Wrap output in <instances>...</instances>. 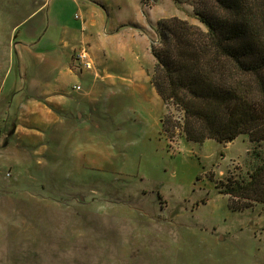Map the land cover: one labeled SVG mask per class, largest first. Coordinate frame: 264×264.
<instances>
[{"label": "rangeland", "instance_id": "1", "mask_svg": "<svg viewBox=\"0 0 264 264\" xmlns=\"http://www.w3.org/2000/svg\"><path fill=\"white\" fill-rule=\"evenodd\" d=\"M173 16L204 28L176 0H0V264H264V205L218 188L248 135L161 132L151 44Z\"/></svg>", "mask_w": 264, "mask_h": 264}, {"label": "trees", "instance_id": "2", "mask_svg": "<svg viewBox=\"0 0 264 264\" xmlns=\"http://www.w3.org/2000/svg\"><path fill=\"white\" fill-rule=\"evenodd\" d=\"M176 1L204 28L175 16L156 22L150 83L165 107L161 132L223 144L247 134L244 170L228 172L218 188L233 210L264 205V0Z\"/></svg>", "mask_w": 264, "mask_h": 264}, {"label": "built area", "instance_id": "3", "mask_svg": "<svg viewBox=\"0 0 264 264\" xmlns=\"http://www.w3.org/2000/svg\"><path fill=\"white\" fill-rule=\"evenodd\" d=\"M74 60L76 62H78L79 64V67H76V69L79 71V72H82L84 70L86 71H90L92 70L93 68V64H92V61H91V58H90V55L89 53L86 51V50H81L79 53H77L75 56H74ZM74 89L76 90H79L80 87L79 86H75Z\"/></svg>", "mask_w": 264, "mask_h": 264}, {"label": "crops", "instance_id": "4", "mask_svg": "<svg viewBox=\"0 0 264 264\" xmlns=\"http://www.w3.org/2000/svg\"><path fill=\"white\" fill-rule=\"evenodd\" d=\"M184 5H187V6H190L189 4H184ZM190 8L192 9V7L190 6ZM193 12V10H192ZM187 20V19H185ZM190 23L192 24H195V25H198L197 23H194L192 21H190ZM81 28V27H80ZM120 30L117 28V24H115V22H111L110 24L106 25L105 28H104V34H105V37H109V36H112V35H115L119 32ZM91 58V57H90ZM91 61H92V58H91ZM92 64H93V61H92ZM68 72L70 74H81L82 72H79L76 68L73 69V71H71L70 69H68ZM151 84V83H150ZM3 86V81H0V89L2 88ZM153 87V86H152ZM2 93V90H0V94Z\"/></svg>", "mask_w": 264, "mask_h": 264}, {"label": "water", "instance_id": "5", "mask_svg": "<svg viewBox=\"0 0 264 264\" xmlns=\"http://www.w3.org/2000/svg\"><path fill=\"white\" fill-rule=\"evenodd\" d=\"M81 200H82V198H81Z\"/></svg>", "mask_w": 264, "mask_h": 264}]
</instances>
